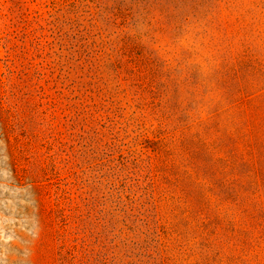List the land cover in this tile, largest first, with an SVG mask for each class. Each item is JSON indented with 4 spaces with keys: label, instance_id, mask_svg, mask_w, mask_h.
Masks as SVG:
<instances>
[{
    "label": "rangeland",
    "instance_id": "obj_1",
    "mask_svg": "<svg viewBox=\"0 0 264 264\" xmlns=\"http://www.w3.org/2000/svg\"><path fill=\"white\" fill-rule=\"evenodd\" d=\"M240 61L264 0H0V264H264L210 127Z\"/></svg>",
    "mask_w": 264,
    "mask_h": 264
},
{
    "label": "trees",
    "instance_id": "obj_2",
    "mask_svg": "<svg viewBox=\"0 0 264 264\" xmlns=\"http://www.w3.org/2000/svg\"><path fill=\"white\" fill-rule=\"evenodd\" d=\"M222 69L230 78L238 79L237 92L240 96L230 103V107L224 106V109H220L221 112L215 111L210 119L213 121L210 127H213L218 134L228 131L226 134L228 139L233 138L234 135L242 145L239 149L226 147L230 146L229 143L219 144L218 149L225 147L227 154L225 157H217L215 161L221 163V172H224V168H232L235 171L233 176L246 175L250 182L243 181L239 183L240 187L247 189L253 186L252 195L264 196V69L242 61L233 66L225 63ZM242 69L245 71L240 74ZM218 137L222 143H225L226 139L222 138L221 134ZM230 155L234 161H231ZM222 179L223 185L228 189H234V184L238 180L230 181L226 177ZM237 191L239 190L235 192ZM263 200L264 198L260 201Z\"/></svg>",
    "mask_w": 264,
    "mask_h": 264
}]
</instances>
